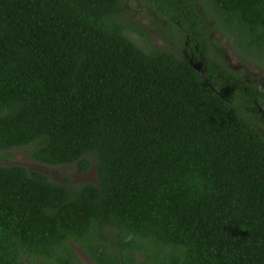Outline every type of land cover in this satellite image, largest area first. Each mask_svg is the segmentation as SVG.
<instances>
[{
  "label": "trees",
  "instance_id": "obj_1",
  "mask_svg": "<svg viewBox=\"0 0 264 264\" xmlns=\"http://www.w3.org/2000/svg\"><path fill=\"white\" fill-rule=\"evenodd\" d=\"M142 1L264 69V0ZM127 2L0 0V149L97 176L0 164V264H64L69 238L96 264H264V72L193 60L204 78L134 41Z\"/></svg>",
  "mask_w": 264,
  "mask_h": 264
},
{
  "label": "rangeland",
  "instance_id": "obj_2",
  "mask_svg": "<svg viewBox=\"0 0 264 264\" xmlns=\"http://www.w3.org/2000/svg\"><path fill=\"white\" fill-rule=\"evenodd\" d=\"M146 3V1L142 0H128L125 3L119 13V17L125 23V32L134 41L145 47L170 48L179 53L181 45L176 41H171L168 29L163 27V18ZM136 28L141 29L143 33L138 32ZM222 41L225 42V45L227 44L224 37ZM230 44L233 45V43ZM228 54L235 56V53L231 49L228 50ZM252 59H229V61L234 66H232L233 68H243L244 73L241 76L248 78V76L264 72V69L258 66ZM262 82L264 84V80ZM12 163L21 164L28 170L41 171L56 182H63L65 178H68V182L71 184L97 181L93 165L85 171H79L74 164H48L40 162L30 157L28 146L0 149V164Z\"/></svg>",
  "mask_w": 264,
  "mask_h": 264
},
{
  "label": "flooded vegetation",
  "instance_id": "obj_3",
  "mask_svg": "<svg viewBox=\"0 0 264 264\" xmlns=\"http://www.w3.org/2000/svg\"><path fill=\"white\" fill-rule=\"evenodd\" d=\"M208 11L210 10H207V13ZM197 12L204 13V10L198 9ZM196 20H198V22L204 21V20L206 22H210L209 21L210 18H204V17H199ZM201 23L199 25L194 23L190 26L183 25L180 23L174 27L173 25L167 23L165 19H163V25H164L163 27L168 29V34L171 37V41L172 42L180 41V45H181V49L179 53L175 52V50L173 49L171 50L170 48H164V49H167L171 53L176 54L180 57H183L184 59H188L192 64L197 63L200 66H201L200 61H193V60L195 59H228V64L232 67L233 65L229 61V59H247L246 57L240 56L238 51L234 49L235 46L230 44L234 41L233 34H229L226 31L223 32V30L220 27H217L216 25H214L213 22L206 23V24L205 23L201 24ZM197 28H204L206 33H203V34L204 35L207 34V36L212 37L214 39V42L211 43L208 47L204 48L198 41L194 39L195 34L198 35ZM223 37L225 41L227 42L226 44L227 47L225 45V42L222 41ZM181 41L183 42L182 44H181ZM214 43L218 44L219 49L214 47L215 45ZM229 49L233 50V52L235 53V56H230L228 54ZM235 69H240V68L235 67ZM258 109L260 110L261 115L264 116L263 109H261L259 106H258ZM67 245L69 246L67 250L69 261L65 262L64 264H96V262L84 250V248L81 246V244L77 240L69 238L67 241ZM35 260L36 262H38V264H41L39 258H35Z\"/></svg>",
  "mask_w": 264,
  "mask_h": 264
},
{
  "label": "water",
  "instance_id": "obj_4",
  "mask_svg": "<svg viewBox=\"0 0 264 264\" xmlns=\"http://www.w3.org/2000/svg\"><path fill=\"white\" fill-rule=\"evenodd\" d=\"M195 68H196V70L204 77V78H206V76H205V73H204V71L202 70V68H201V66L199 65V64H197V63H193L192 64Z\"/></svg>",
  "mask_w": 264,
  "mask_h": 264
}]
</instances>
